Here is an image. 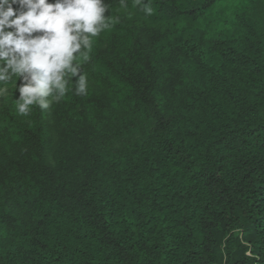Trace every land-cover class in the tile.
I'll return each mask as SVG.
<instances>
[{"label":"trees","instance_id":"obj_1","mask_svg":"<svg viewBox=\"0 0 264 264\" xmlns=\"http://www.w3.org/2000/svg\"><path fill=\"white\" fill-rule=\"evenodd\" d=\"M145 2L105 0L86 96L22 118L4 85L0 264H264V0Z\"/></svg>","mask_w":264,"mask_h":264},{"label":"clouds","instance_id":"obj_2","mask_svg":"<svg viewBox=\"0 0 264 264\" xmlns=\"http://www.w3.org/2000/svg\"><path fill=\"white\" fill-rule=\"evenodd\" d=\"M120 3L127 7L126 0ZM135 3L152 15L145 0ZM107 12L105 0H0V97L8 91L4 85L18 76L19 117H30L34 108L44 113L60 104L69 80L74 96L88 94V75L76 61L86 60L92 38L111 26Z\"/></svg>","mask_w":264,"mask_h":264},{"label":"rangeland","instance_id":"obj_3","mask_svg":"<svg viewBox=\"0 0 264 264\" xmlns=\"http://www.w3.org/2000/svg\"><path fill=\"white\" fill-rule=\"evenodd\" d=\"M235 7H222L217 6L209 11L205 16L201 17L198 21L187 24L182 22L179 24L180 29L189 27V34L196 38L204 35L207 38H213L221 33H228L232 30L226 23L233 18ZM9 94V89L4 96Z\"/></svg>","mask_w":264,"mask_h":264}]
</instances>
